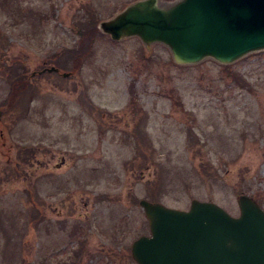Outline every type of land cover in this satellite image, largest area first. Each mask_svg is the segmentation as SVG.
Masks as SVG:
<instances>
[{"label": "rangeland", "instance_id": "1", "mask_svg": "<svg viewBox=\"0 0 264 264\" xmlns=\"http://www.w3.org/2000/svg\"><path fill=\"white\" fill-rule=\"evenodd\" d=\"M134 1L0 0V264H136L140 199L236 216L245 193L264 209V50L180 65L100 31L77 72L38 73L75 47L83 16ZM13 66L31 94L4 110Z\"/></svg>", "mask_w": 264, "mask_h": 264}, {"label": "water", "instance_id": "2", "mask_svg": "<svg viewBox=\"0 0 264 264\" xmlns=\"http://www.w3.org/2000/svg\"><path fill=\"white\" fill-rule=\"evenodd\" d=\"M98 29L114 41L165 45L180 65L211 58L230 64L264 50V0H135ZM57 71L51 66L43 71ZM234 216L212 201L188 209L140 199L149 234L130 246L136 264H264V209L241 193Z\"/></svg>", "mask_w": 264, "mask_h": 264}, {"label": "trees", "instance_id": "3", "mask_svg": "<svg viewBox=\"0 0 264 264\" xmlns=\"http://www.w3.org/2000/svg\"><path fill=\"white\" fill-rule=\"evenodd\" d=\"M98 20L94 12L87 13L82 17L75 47L67 49L62 53L54 54V58L51 61L59 71L65 69V64L69 62H72L69 69L73 72H77L80 69L84 59L92 53L95 39L100 33L97 27ZM7 83L8 91L6 98L1 103V108L4 110L12 108L21 98L31 94V84L19 66L9 68Z\"/></svg>", "mask_w": 264, "mask_h": 264}, {"label": "flooded vegetation", "instance_id": "4", "mask_svg": "<svg viewBox=\"0 0 264 264\" xmlns=\"http://www.w3.org/2000/svg\"><path fill=\"white\" fill-rule=\"evenodd\" d=\"M43 69H46V68H43ZM43 69H42V70H43ZM38 73H41V71H39Z\"/></svg>", "mask_w": 264, "mask_h": 264}]
</instances>
